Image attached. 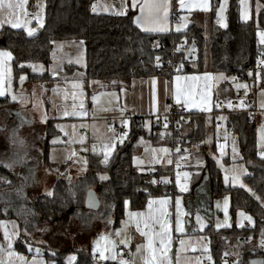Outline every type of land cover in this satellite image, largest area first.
I'll use <instances>...</instances> for the list:
<instances>
[{
    "label": "trees",
    "instance_id": "16d2710c",
    "mask_svg": "<svg viewBox=\"0 0 264 264\" xmlns=\"http://www.w3.org/2000/svg\"><path fill=\"white\" fill-rule=\"evenodd\" d=\"M45 3V24L35 35L29 36L24 30L5 28L0 32V49L10 52L13 56L12 69L16 77L27 75L28 85L45 83L49 75L31 73L33 64L46 67L51 64V54L54 44L60 41H77L86 45V75L87 81L99 83L101 88L118 90L130 87L135 78H150L160 75L171 77L168 69L155 65L156 55L170 57L172 46L182 41L196 42L198 56L193 62L186 64V70L176 72L182 74L202 73L206 61L213 73L222 74L227 79L239 77L244 83L255 88L264 89V72L255 71L260 59L261 47L258 42V31L264 30V0H252L255 11L256 2L260 10L255 21L244 22L241 19L239 0H231L227 11V26L223 28L216 21V13L221 0H212V12L205 25L195 22L183 33L145 34L133 22L135 13L129 11L126 15H105L93 12L95 0H43ZM176 0H174V3ZM206 32L209 45L207 46ZM178 62V58L174 57ZM30 66V67H29ZM251 73V75L249 74ZM258 75H260L258 77ZM229 95L219 99L233 97L235 89L227 85ZM225 84L219 90L224 89ZM217 94V93H216ZM12 106L8 98L0 99V110ZM243 111V110H242ZM227 112L228 128L240 137L242 162L249 168L250 174L244 180L246 188L226 187L222 183V174L216 161L206 155L207 161L204 173L208 177L209 192L205 207L217 197L229 194L234 213L245 211L254 217V226L238 230H208L204 233L210 241L213 264H223L225 255L234 257L236 264H264V254L260 252L259 240L264 239V160L258 156L257 116L247 112ZM215 113H219L217 110ZM191 117V112L188 113ZM55 120L50 121L45 133V151L50 140L59 134ZM183 127V126H182ZM132 136L126 143L118 145L105 162L104 154H88L85 174L78 179L59 177L54 183L52 195H39L31 198L35 216L30 218L34 226L50 223L69 214L79 218L90 217L93 210L85 206L87 193L96 191L100 207L95 212L104 210L113 220V228L118 229L125 217L126 204L131 211H142L151 198L173 195L175 191L169 171L146 169L139 172L134 166L135 152L142 139L169 141L173 146L179 139H189L182 128L165 131L164 136L153 134V123L142 118L132 119ZM65 171L66 166L62 167ZM156 172V175H154ZM102 176H107L102 180ZM155 178L161 179V185H156ZM168 178V179H167ZM164 179V181H163ZM167 179V180H166ZM73 180V181H72ZM165 180L167 182H165ZM16 186L15 175L6 167L0 165V220L12 216L1 214L3 197L1 194ZM255 194V195H253ZM4 195V194H3ZM203 198H200V200ZM6 200V198H4ZM204 200V199H203ZM84 216V217H83ZM21 219V218H20ZM92 222V217L88 218ZM30 234V232H29ZM253 239L248 244H242L241 238ZM0 241L2 236L0 233ZM35 246V245H34ZM16 250L26 251L22 242L16 244ZM76 254L75 264H94L92 251L68 249L64 252L50 253L43 251V257L50 264H66L69 255Z\"/></svg>",
    "mask_w": 264,
    "mask_h": 264
},
{
    "label": "rangeland",
    "instance_id": "374dc122",
    "mask_svg": "<svg viewBox=\"0 0 264 264\" xmlns=\"http://www.w3.org/2000/svg\"><path fill=\"white\" fill-rule=\"evenodd\" d=\"M230 1L231 0H225V8L222 17L217 16L222 22L221 26L223 25V28H226L227 26V9ZM221 2L222 0L220 1L219 9ZM239 2L241 6L242 20L244 22L252 20L255 12V21L257 22L259 10L261 8L260 3L256 2L254 11L252 0H239ZM257 37L259 42V36L257 35ZM206 41L208 46L209 40L207 32ZM260 47L264 51V45H260ZM21 77H24L23 81L25 80L26 82V75H20L19 93L15 94L12 85L11 87L13 88L11 92H9L11 97L10 102L13 101V96H15L16 99H19L18 101L20 103L21 101L28 102L30 106H25L21 109L29 112L30 117L28 116V118L25 119L21 116H15L14 109L16 108L14 107L3 109L2 112L0 110V165L5 166L15 175L16 183L18 184V187L3 193L4 195L1 194V196L8 199L10 207L14 209L15 212L17 211L21 217V220H17L22 224L21 228L23 230V240L20 242L23 244L31 242V245L33 246L31 247L33 249H39L40 251L44 249L43 251L48 250V252L54 254L55 251L58 253L72 248L78 249L80 247L84 249L97 247L100 250H104L107 245L105 240L101 239V237H107L109 240L116 242L115 250L118 255L115 260L111 258L105 259L106 263L111 260V262L120 264V260L122 259L120 248H126L130 250L132 257V261L127 262V264H144V258L146 256L144 252V244L142 242L139 243L138 239L133 237V235H136L140 239L141 235L135 224L130 221L131 211L128 204L126 206V218L123 219L121 226L118 229L113 228V220L106 215L104 210L91 212L92 215H90V217H92V222L88 221V218L90 217L83 216L84 218H79L74 214H69L57 220L52 219L49 221L50 223H42L39 221L38 226L33 225L29 216H34L35 214L30 210V214L27 212L28 206L26 205V202H28V196L31 195V198H35L39 195H48L49 192H52L53 187L51 185L53 179H50L52 176H54L56 180L59 179V177H65L67 179L70 176L73 180H76L78 177L84 175L87 166V155L89 154L88 144L91 141L98 139L96 137L100 134L98 127H101V129H104V127L103 125L94 123L93 119L96 117L95 115L87 116L90 110L88 99L90 102H94L95 105L98 104L101 100V95H99V93H97V95H92L89 98L87 87L71 88L69 85H66L57 87V89L52 91V94L50 95V92L46 91L45 88L39 89L38 85H31V90H29L30 87L27 86L25 89L26 84H22ZM177 77L180 79H177ZM191 77H198L199 79L192 80L190 79ZM172 78H174L176 82L172 90L171 88L169 89V87L166 88L161 85L157 88V104L160 111H165L164 114H166L169 110L170 104L175 103L184 105L189 112L205 114L207 118L210 119V130L207 129L208 140L210 137L222 139L228 144L229 149H227L226 154L223 156L213 155L212 150L208 152L204 151L202 154H199L201 148L199 145L201 144L193 145L192 142L189 147V142L188 147L185 146L184 148L185 152L187 147L186 154L180 155L175 164L174 159H176V155L173 157V153H170L168 146L164 147L161 141H158L157 144H152L150 140L142 139L139 142L134 155V166H136L137 171L142 173L148 167H155L156 164L160 162L156 160V158L163 157L166 152H168L167 159L170 160L167 161V163H171V165L173 164L174 166V173H170L169 181L170 179H173L172 182H170L176 188V195L179 196L178 198L181 202L182 214L180 215V220L183 231H176L175 236L178 237V241L174 242L175 245L171 252L168 251V260L165 261V264H170L169 259L171 264H204L203 261L208 260L209 257L210 264H213L210 241L204 233L210 229L219 231L233 228H237L238 230H243L248 227L252 228L254 226V217L241 210L234 213L231 207V197L229 194L214 198L210 202V207L208 209L205 207V211L207 212L205 214L204 207H201L199 204L200 197L197 190L198 185H196L198 180H202V176L195 175V173H198L199 175L203 174L200 170H192L190 167H201L202 164H205L207 161L205 155H208L216 161L221 170L222 183L224 186L246 188L244 178L250 174V171L247 165L241 161L240 138L243 137V135L240 137L238 134L232 133L228 128L227 113H215L217 110L215 108V101L219 99H215V97H219L214 93L215 87H218L220 83L225 82L227 78L222 74L213 73L209 68L208 60L206 61L204 72L190 74L177 73ZM241 85H247V88L239 87L245 91L246 95L252 94L248 83L244 82ZM257 90V93H255L256 109L260 118V120H258V124H260L257 128V143L258 146L264 147V89L258 88ZM178 92L180 96L179 103L177 102ZM93 97H95V100ZM185 100H188L189 102L186 104ZM223 101H226V106H229L228 99ZM238 108H242L241 103H239ZM53 109L60 113L59 117H63L65 112L69 113V115H64L65 120L61 121L59 126L57 125V128L61 133L50 141L53 146L50 148L49 161L58 165L71 163L73 172H65L64 169L58 165L53 166L56 168L54 169L56 172L49 171L48 167L41 163L40 160L39 162L35 161L38 165H32V167L35 168L39 167L40 170L29 171L27 168L21 169V166H19L17 161L18 159L23 158V152L21 150L24 148V145L26 144L27 148H31L33 144V147L36 150L43 147V142L45 140V134L43 133L46 129L41 125L46 126ZM100 115L105 116L106 114L102 111ZM123 125L127 129L131 128V125H126L124 123ZM22 129H24L23 132L26 133L25 137L20 134ZM108 130L110 131L113 141H116L117 129L115 130L114 126H112ZM85 133L87 134L85 135ZM41 136L43 138L40 141ZM120 141L119 143H121ZM105 144V141L100 140L99 148L102 149V153H104ZM206 146H208V144L203 143V147ZM233 148H235V152H233ZM165 149H167V151H163ZM234 156L235 159L233 158ZM40 159L42 160V158ZM180 161L182 162V166ZM191 161L195 162L192 164ZM14 167H19V170L14 169ZM241 169H243L242 174ZM225 170L229 171L226 173ZM184 173H188L187 178L184 177ZM178 174L180 177L179 183L186 184L187 191H181V188L177 183ZM226 174L229 176L227 183L225 182ZM232 175L239 176L238 183L234 184L232 182ZM103 177L107 178V176ZM225 198H227L228 202L227 221H225L224 210ZM8 201L2 200V210L4 203ZM239 212H243L247 216H250L252 218V223H249L246 219L238 216ZM183 213H186L187 215H183ZM1 214L8 216V213L6 212H1ZM197 215L201 218L200 223L196 220ZM201 224H203V227H201ZM226 224L228 226H225ZM238 224L242 226H238ZM133 228L135 230H133ZM117 233H119V235H117ZM121 240H126L127 244L120 243ZM180 241H184V243L181 244ZM1 243H3V241H0V244ZM132 243H134L136 248L134 252L132 250ZM33 244H35V246ZM39 244L42 245L43 249ZM138 247L140 248L139 251H137ZM105 255L110 256L107 251H105Z\"/></svg>",
    "mask_w": 264,
    "mask_h": 264
},
{
    "label": "crops",
    "instance_id": "0c3cea01",
    "mask_svg": "<svg viewBox=\"0 0 264 264\" xmlns=\"http://www.w3.org/2000/svg\"><path fill=\"white\" fill-rule=\"evenodd\" d=\"M184 2L185 4L190 5V7L180 8L179 0H176L175 3H174V0H136L137 7L135 8L132 7V0H95L93 6L96 7L95 13L105 14V15L123 16V15H126L129 11H133L135 13L133 17L134 18L133 22L136 28H138L141 32L145 34L155 35V34L183 33V32H186L188 28L193 25L194 22L199 25L207 23L208 17H210V13L212 12V0H208L209 9L207 11H204L200 7L197 6L201 4L203 0H184ZM229 4H228V7H229ZM165 5H167L166 13L164 10ZM25 11L27 12V15L21 16L22 25H23L24 20H30L31 21L30 24L26 26H22L20 28H12L11 25L4 23L3 26L0 27V32L5 28H11L14 30H24L27 33L26 27H28V28L36 29L35 33L32 35V36H35L44 27V24H45V3L43 0H27V3L25 4ZM121 12H123V14H118ZM37 13H39L40 18L42 19V22H43L42 26H38L36 19L32 20L28 17L29 14H33L35 16ZM174 17H175V20H174ZM0 19H6V17H0ZM216 21L221 25L222 22L217 17V13H216ZM177 27L180 28L179 31H177ZM0 52H8V51L0 49ZM260 55H261L260 59L264 58V51L262 49H261ZM51 61L52 62L50 66L48 67L42 64H33L31 66L30 68L31 73L36 74V75H44L47 73L49 75L48 76L49 80L47 82L33 84L34 86L38 85L39 89L45 88L46 91L50 92V95L52 94V91H55L57 89V87H62L66 85H69L71 88L72 87H78V88L87 87L89 98L92 95H95V94L97 95V93L101 95V98H100L101 100L96 105L94 104V102H90V100L88 99L90 110L87 116L95 115L96 117L93 119L94 123L103 125L104 127V129H101V127H98L100 131V134L96 136L98 139H96L95 141H91L88 144L89 154H92V153L104 154L102 153L103 152L102 149L99 148L100 140L105 141L106 144H114V148L109 152L108 156H110L113 153V151L118 145L122 144V143H119L121 139H119L118 136H117L116 141H113V139L111 138L112 136L108 129L111 128L112 126H114L116 130L117 126L123 123L126 125H131L133 118L145 119L146 121H148V124H149L150 122H152L154 118L164 114L165 111L161 112L157 104L158 103L157 88L159 85H161L166 88L169 87V89L171 88L172 90L173 86L176 83L174 78H172L175 75L174 74V75H171V77H169L168 75H160V76L150 77V78H135L132 80L129 88L122 87L118 90L101 88L102 87L101 84L95 83V82L90 83L87 81L86 45L83 42H77V41L56 42L54 44V48L51 54ZM12 62H13L12 54H11V59H8L7 57H0V87H2L5 92V95L0 96V99L8 98L10 100L11 97H10L9 92H11L13 87H14L13 90L15 91V94L19 93L18 89H19L20 75L18 77L15 76L13 69H12ZM22 75L24 76V74ZM228 80L229 79H227L225 82L220 83L218 87L217 86L215 87L214 93L215 94L217 93V95L219 96V97H215V99L229 95L230 88L227 86ZM153 81H155L154 84H153ZM22 84L24 85L26 84L25 89L27 87H30L29 90H31L32 86L28 85V77L26 79V82L25 80L22 81ZM222 84H225L224 89L218 91V89L220 88ZM12 85L13 87H11ZM249 88L251 89V92L253 95H255V93H257L258 91L257 88L251 85H249ZM18 100L19 99L12 101L11 102L12 106H10L9 108L11 107L16 108L14 109L15 116H21L27 119L28 116L30 117L29 112H26L22 110L21 108L25 106L28 107L30 105L26 101L24 102L20 100L21 101L20 103ZM255 106H256V103H255ZM2 111L3 109L1 110V112ZM102 111L105 112L106 114L105 116L100 115ZM59 116H60V113L54 111L53 109L52 114L50 115V118L48 119L46 126H43V125L41 126L46 129L49 122L55 120L56 121L55 127L58 130L57 125L59 126L61 121L65 120L64 115L63 117H59ZM191 117H192L191 121L182 127V131L184 135L186 136V138L187 139L190 138L189 147L191 146L193 142V145L201 144L199 145L201 147L199 150V154H202L204 151L208 152L212 150L213 155H217V156L225 155L227 149H229L228 144L226 142H225L226 149L223 154H220L217 151V147L215 145V141L217 139L214 137H210L208 140L207 129H209V126H210L209 125L210 119H208L205 114L196 113V112H191ZM255 120L257 122V128H258L260 124V123L258 124V120H260L259 116H257ZM24 129L21 130L20 134L25 137L26 133L23 132ZM58 132L59 134L61 133L60 130H58ZM256 132H257V129H256ZM45 133L46 131L43 134ZM42 138L43 137L41 136L40 141L42 140ZM158 141H161V140H152L151 143L157 144ZM257 141H258V133H257ZM21 142H24V141H21ZM161 142L164 147L168 146V149L170 150V153H171L172 145L170 144V142L169 141H161ZM203 143H207L208 146L203 147ZM51 146L53 145L49 142L48 149L45 151V140L43 142V147H40L37 150L34 149L33 144L31 148H27V145L25 144L24 148L21 150L23 152V158L18 159L17 163L19 164V166H21V169L27 168L29 171H33V170H40L39 167H36L37 169L35 167H32V165H38V163H35V161L39 162L40 160L41 163L45 164L48 167L49 171H55L54 169L56 168H54L53 166H57L58 164H55L49 161V153H50ZM94 146H95V150H94ZM159 147H162V146H159ZM187 147H186V150H187ZM186 150L185 152H182L176 155V159H174L175 164H176L177 158L180 157V155L186 154ZM261 151H264V147L258 146V156L260 159L264 160V158H262L260 155ZM40 158H42V160ZM167 158H168V152H166L163 155V157L156 158V160L160 162L157 163L155 167H148L147 169L157 168L158 170H161L163 173L167 174L169 171H172V169L174 168L173 164L171 165V163L170 164L167 163V161H170ZM194 162L195 161H191L192 164ZM180 164L182 166V162ZM58 166H61V167L66 166L65 172L66 171L73 172L71 163L61 164ZM204 167H205V164H202L201 167H190V169L192 170H200L203 174V175H199L198 173H195V175L197 174L198 176H202V180L201 181L198 180V183H196V185H198L197 190L199 192V197L204 199V200L203 199L199 200V204L201 207L204 206V204L206 203L205 200L207 199L208 197L207 193L209 192V181H208L207 175L203 171ZM14 169L19 170V167H14ZM50 179L51 180L53 179L52 185H51L53 187L54 183L56 182V178L52 176V178L50 177ZM166 180L165 182H167ZM16 187H18L17 183H16V186L15 184L13 185L11 190H13ZM178 197L179 196L176 195V190H175L173 195L151 198L150 200L153 201L151 208H149L148 203H147L146 208L142 211H131L130 210L131 213H142L143 214L142 216H139V217H133L130 215V221H132L136 227H137V224L139 223L138 232L141 235L140 239L136 235H133L135 239H138L139 243L142 242L145 246L148 242V237L142 235V232L149 231V229L144 226L145 222H148L151 225V231H152L153 239H154V246L158 248L160 246L159 238L155 236V233L160 232L161 229H160V225L155 223V219L158 218L161 222H163L164 220H167L168 226H169V232L171 236V244H170L171 249L169 248V251L171 252L172 248L175 245L174 242L178 241V237L175 236L176 219H177L175 202ZM164 199H167L168 203L166 205H161L159 201L164 200ZM4 201H8V199L6 198V200ZM31 203L32 201L29 198L28 202H26V205L28 206L27 212L29 214H30L29 210L32 213H34ZM3 206L4 207H3V210L1 209V212H6L8 213V216L11 215L12 217L11 219L1 220L2 223H0V229H1L0 231L2 234V241H3V243L0 244V249H3L2 251H0V264H33L34 260L37 261L38 264H50L49 262H47V260L42 255V252L44 249L42 248L41 244L43 243L39 244V246L43 249L42 251L39 250V253H37L36 251L37 249L32 248L33 246L31 245V242H28V244L26 243L27 245L24 244V246L26 247V251L19 252L18 250H16V244L19 241L23 240V233H22L23 230L21 228L22 224H20L17 221V220H21L20 219L21 217L17 211H16L17 212L16 214L15 210L10 207L9 201L5 202ZM34 216L30 215L29 218H33ZM149 216H151L153 219L149 220ZM124 218H126V211H125ZM13 225H15V229L13 228ZM5 229L8 231L9 235L11 236V248L8 247L9 242L5 239V236H4ZM133 230L135 229L133 228ZM17 231H18V234L13 235V233ZM12 245H13V248H12ZM72 249H76L79 251H88V250L92 251V255L95 257L100 255L98 251L94 253L93 248L84 249L80 247L78 249L77 248H72ZM135 249H136L135 245L134 243H132L133 252L135 251ZM9 252L11 253V255H9ZM144 252H145V255H147L145 247H144ZM71 256L76 257V260L72 262V264H75L78 257L76 254H71L68 256V258ZM68 258L66 259V264H69ZM101 261L103 262V264H116L114 262H111V260L108 261L107 263L105 260H101ZM131 261H132V257H131ZM169 263L171 264L170 259H169Z\"/></svg>",
    "mask_w": 264,
    "mask_h": 264
},
{
    "label": "snow or ice",
    "instance_id": "6c2138e0",
    "mask_svg": "<svg viewBox=\"0 0 264 264\" xmlns=\"http://www.w3.org/2000/svg\"><path fill=\"white\" fill-rule=\"evenodd\" d=\"M26 3H27V0H0V17H6V19H0V27H2L4 23L11 25L12 28H20L22 26H26V25L30 24L31 23L30 20H24L23 25L21 22V16L27 15V12L25 11V4ZM179 6H180V8L190 7V5L185 4L184 0H179ZM197 6L200 7L202 10L207 11L209 9L208 0H203V2ZM132 7L133 8L137 7L136 0H132ZM224 8H225V0H222L220 9L217 11L218 17H222V13L224 11ZM92 10H93V12H95L96 7L93 6ZM164 10L166 13L167 12V5H165ZM118 14H123V12L118 13ZM34 18L36 19L38 26L43 25V22L39 16V13H37ZM245 18H247V17H245ZM161 30H163V29H161ZM179 30H180V28L177 27V31H179ZM26 31H27V34L29 36H32L35 33L36 29L26 27ZM257 35L259 36L260 45H264V31L258 32ZM0 57H7L8 59H11V53L0 52ZM157 61H159V57H157ZM258 64L264 65V58L259 59ZM34 70H35V68H34ZM249 74L251 75V73H249ZM23 79H24V77H21V81H23ZM177 79H180V78L177 77ZM190 79L197 80L199 78L198 77H191ZM154 83H155V81H153V84ZM238 87L247 88V85H238ZM4 95H5V92H4L3 88L0 87V96H4ZM12 99H13V101H15L16 97L13 96ZM93 99L95 100V97H93ZM179 100H180V96H179V92H178V94H177V102L178 103H179ZM188 102H189L188 100H185L186 104ZM229 106H231V105H229ZM241 106H243V102H241ZM73 114H75V113H73ZM64 115H69V113L65 112ZM120 142L122 143L123 141L121 140ZM113 148H114V144H105L104 145L105 162L108 159L109 152ZM94 150H95V146H94ZM163 151H167V150L165 149ZM178 151H179V149H178ZM233 152H235V148H233ZM222 154H223V152H222ZM260 155L262 158H264V151H261ZM233 158L235 159V156ZM225 171L227 173L229 170H225ZM242 173H243V169H241V174ZM187 176H188V173H184V177L187 178ZM105 178L106 177H103V176L101 177V179H105ZM228 180H229V176L226 174L225 175V182L227 183ZM179 181H180V177L178 174L177 183L180 186L181 191H187V185L186 184H180ZM232 182L234 184L238 183L239 182V176L238 175H232ZM241 186H243V185H241ZM48 195H52V193L49 192ZM253 195H255V194H253ZM159 203L161 205H166L168 203V200L164 199V200L159 201ZM175 203H176V210H177V219H176L175 230L177 232H182L183 228L181 226V220H180V215L182 214L180 199L177 198ZM227 203H228L227 198H225V205H224L225 221H227ZM125 204L127 205V202H125ZM152 204H153V201L150 200L148 202L149 208L152 207ZM130 215L133 217H139V216H142L143 214L142 213H131ZM183 215H187V214L183 213ZM238 216L242 217L243 219H246L249 223H252V218L250 216H247L245 213L239 212ZM152 219L153 218L151 216H149V220H152ZM196 220L198 223L201 222V218L199 217V215H197ZM0 223H2V222H0ZM155 223L159 224L160 229H161L160 232L155 233V236L157 238H159V245L160 246L158 248L154 246V239H153V234L151 231V225H150V223L145 222L144 226L146 228H148L149 231L142 232V235L148 237V242L144 246L145 250L147 252V255L144 258V264H165V261L168 260V251H169L170 244H171V236H170V232H169L168 222H167V220H164L163 222H161L158 218H156ZM225 226H228V225L226 224ZM238 226H242V225L238 224ZM137 227L139 229V223L137 224ZM201 227H203V224H201ZM218 227H219V225H218ZM13 228L15 229V225H13ZM17 234H18V231L13 233V235H17ZM117 235H119V233H117ZM4 236H5V239L9 242L8 247L11 248V236L9 235V233L6 229L4 232ZM262 236H264V233H262ZM101 239L105 240L107 247L104 250H100L99 248L94 247L93 252L95 253V252L99 251V253H100L99 258L101 260H105V259H109V258H111L113 260L117 259L118 254L116 253V250H115L116 242L109 240L107 237H101ZM120 243H123L126 245L127 241L121 240ZM180 243L183 244L184 241H180ZM261 246H264V239H262V241H261ZM2 250L3 249H0V251H2ZM139 250H140V248L138 247L137 251H139ZM36 251H37V253H39V249H37ZM105 251L109 252L110 256H106ZM9 255H11L10 252H9ZM68 259H69V264H72V262L76 260V257L71 256ZM209 259H210V257H209ZM33 264H38V262L34 260ZM120 264H127V262L121 259ZM253 264H257V262H253Z\"/></svg>",
    "mask_w": 264,
    "mask_h": 264
},
{
    "label": "built area",
    "instance_id": "2783aa9c",
    "mask_svg": "<svg viewBox=\"0 0 264 264\" xmlns=\"http://www.w3.org/2000/svg\"><path fill=\"white\" fill-rule=\"evenodd\" d=\"M30 19L35 20V16L33 14H29L28 16ZM175 20V17H174ZM198 51L196 42H186L182 41L178 43L176 46H172L170 57L166 58L163 55H156L154 58L155 65L159 68L168 69L170 75H174L176 72H183L186 70V64L193 62L197 59ZM157 57H159V61H157ZM174 57L178 58V62L174 60ZM255 71L260 74L264 72V65L256 64ZM230 87L236 88V93L233 97H229L228 103L231 106H226V101L222 99H218L215 101V108L219 113H227L226 111L230 112H247L248 114L258 116V111L256 109L255 103V95H246L245 91L240 89L238 85H241L243 82L239 77H232L228 80ZM238 88V89H237ZM243 102V108H238L239 103ZM189 111L187 108L182 104H175L171 103L169 106V110L166 114L157 116L152 120L154 130L153 134L156 137L164 136L165 131L171 132L173 129L180 130L182 126L188 124L191 119L188 115ZM217 125V123H216ZM117 136L119 139L126 143L130 140L132 136V128L127 129L123 124L117 126ZM87 133H85L86 135ZM187 143L186 139H179L175 142L173 146L172 153L177 155L179 153L184 152L185 145ZM215 145L217 147V151L222 154L226 149L225 141L222 139H217L215 141ZM179 149V151H178ZM174 173V168L172 169V174ZM156 175V172H154ZM156 185H161V179L155 178ZM253 239L249 238H241L240 242L242 244H248L252 242ZM262 239L259 240V248L260 252L264 254V246H261ZM122 252V260L126 262L131 261V252L129 249L120 248ZM238 261L229 255H225L222 259L223 264H236ZM204 264H210L209 259L203 261ZM94 264H103L99 256H96L94 259Z\"/></svg>",
    "mask_w": 264,
    "mask_h": 264
},
{
    "label": "water",
    "instance_id": "95a60500",
    "mask_svg": "<svg viewBox=\"0 0 264 264\" xmlns=\"http://www.w3.org/2000/svg\"><path fill=\"white\" fill-rule=\"evenodd\" d=\"M1 130V128H0ZM85 206L89 210L96 211L100 207V200L99 197L94 190H90L87 193L86 201H85Z\"/></svg>",
    "mask_w": 264,
    "mask_h": 264
}]
</instances>
